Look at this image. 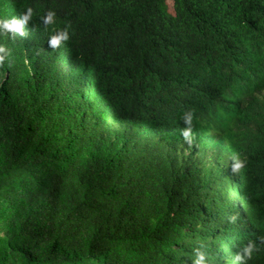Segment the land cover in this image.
Wrapping results in <instances>:
<instances>
[{"label": "trees", "instance_id": "obj_1", "mask_svg": "<svg viewBox=\"0 0 264 264\" xmlns=\"http://www.w3.org/2000/svg\"><path fill=\"white\" fill-rule=\"evenodd\" d=\"M0 49V264H264V0H0Z\"/></svg>", "mask_w": 264, "mask_h": 264}, {"label": "clouds", "instance_id": "obj_2", "mask_svg": "<svg viewBox=\"0 0 264 264\" xmlns=\"http://www.w3.org/2000/svg\"><path fill=\"white\" fill-rule=\"evenodd\" d=\"M64 36H65V38H67V33H65ZM0 50H2V49H0ZM185 123L190 125V123H191L190 114H186ZM184 134H185V136L187 135V133H184ZM241 167H243V162L240 161L239 159H237L236 163L233 165V171H237ZM237 259H239V257H237Z\"/></svg>", "mask_w": 264, "mask_h": 264}, {"label": "rangeland", "instance_id": "obj_3", "mask_svg": "<svg viewBox=\"0 0 264 264\" xmlns=\"http://www.w3.org/2000/svg\"><path fill=\"white\" fill-rule=\"evenodd\" d=\"M7 75V70L5 68H0V89L2 88V84L5 80Z\"/></svg>", "mask_w": 264, "mask_h": 264}]
</instances>
